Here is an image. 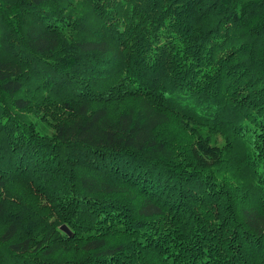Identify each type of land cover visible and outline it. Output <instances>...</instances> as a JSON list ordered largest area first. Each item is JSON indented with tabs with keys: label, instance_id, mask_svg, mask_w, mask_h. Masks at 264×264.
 <instances>
[{
	"label": "trees",
	"instance_id": "obj_1",
	"mask_svg": "<svg viewBox=\"0 0 264 264\" xmlns=\"http://www.w3.org/2000/svg\"><path fill=\"white\" fill-rule=\"evenodd\" d=\"M0 264H264V0H0Z\"/></svg>",
	"mask_w": 264,
	"mask_h": 264
},
{
	"label": "water",
	"instance_id": "obj_2",
	"mask_svg": "<svg viewBox=\"0 0 264 264\" xmlns=\"http://www.w3.org/2000/svg\"><path fill=\"white\" fill-rule=\"evenodd\" d=\"M61 229H62V231H64L68 235L73 236L72 232L70 231V229L68 227L63 226Z\"/></svg>",
	"mask_w": 264,
	"mask_h": 264
},
{
	"label": "rangeland",
	"instance_id": "obj_3",
	"mask_svg": "<svg viewBox=\"0 0 264 264\" xmlns=\"http://www.w3.org/2000/svg\"><path fill=\"white\" fill-rule=\"evenodd\" d=\"M197 130H198V129H196V131H197ZM204 131H205V130H202V129L199 130L200 133H202V132H204ZM204 134H206V133H204ZM212 141H213V140H212Z\"/></svg>",
	"mask_w": 264,
	"mask_h": 264
}]
</instances>
